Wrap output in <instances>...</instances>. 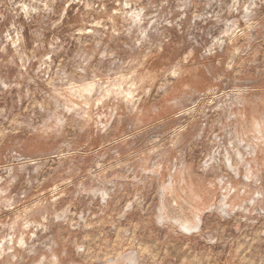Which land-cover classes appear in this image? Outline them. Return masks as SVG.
<instances>
[{"label": "rangeland", "instance_id": "obj_1", "mask_svg": "<svg viewBox=\"0 0 264 264\" xmlns=\"http://www.w3.org/2000/svg\"><path fill=\"white\" fill-rule=\"evenodd\" d=\"M0 264H264V0H0Z\"/></svg>", "mask_w": 264, "mask_h": 264}]
</instances>
